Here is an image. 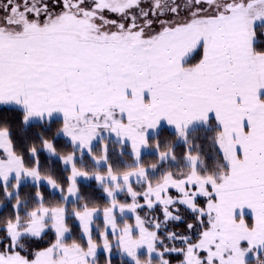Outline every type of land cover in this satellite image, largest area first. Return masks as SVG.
Instances as JSON below:
<instances>
[{"label": "snow or ice", "instance_id": "6c2138e0", "mask_svg": "<svg viewBox=\"0 0 264 264\" xmlns=\"http://www.w3.org/2000/svg\"><path fill=\"white\" fill-rule=\"evenodd\" d=\"M0 195V264H264V0H0Z\"/></svg>", "mask_w": 264, "mask_h": 264}, {"label": "trees", "instance_id": "16d2710c", "mask_svg": "<svg viewBox=\"0 0 264 264\" xmlns=\"http://www.w3.org/2000/svg\"><path fill=\"white\" fill-rule=\"evenodd\" d=\"M198 59H199V53L194 54L193 57H192L191 62L194 63ZM60 124H61V120L54 119L52 121V123H51L52 131H55L57 128H59ZM198 134L203 136V131L200 130ZM161 135L163 137L172 138V130H170L169 128L163 126V129L161 130ZM56 143H57V146H58L59 150L62 153H66L68 151H71V148H70V146H68L67 141L65 142L64 139L61 136H59L57 138ZM182 150H183V145L182 144H178V146L176 148L177 154L179 155L182 152ZM94 151H95V153L97 155H100V146H99V144L95 145ZM115 153H116L115 151H111L108 154L109 155V161L113 164L114 167L123 168L125 162H123V160L121 158L118 157L117 159L119 161L115 160L116 162L112 160V157L114 156ZM146 153H149V152H146ZM204 153H205L206 156L210 157L211 155L214 154V150H211L209 148V145L207 143H205L204 144ZM40 154L43 156V158L40 159L41 160L40 162H42L43 164H48V165H50V163L52 164V160L49 158V155L45 154V152H41ZM124 155L128 156L127 152H125ZM144 159L150 161V160L154 159V157L152 155H150V154H146ZM79 183H80V187L82 189L86 190L89 193V195L93 199H95L101 206H103L107 202L105 200L103 194H102V191L99 189L98 185L96 184V182L94 180H91V182H83V181H81ZM45 194L48 195L47 191L45 192ZM49 198H51V197H49ZM177 207L180 208V212H181V214H183L185 216V219L186 220L189 219L187 213H185L184 208L182 206H179V205ZM161 219H162V217H161ZM69 224H70V226H72L74 228L73 236H76L78 234V227H76L75 222L72 221V220L69 221ZM167 230L176 231L178 233H183L184 230H185V223L184 222H170L167 225ZM179 246L180 245L177 244V247H179ZM98 258H99V264H105V254L103 252L98 253ZM171 258L173 259L174 262H175L176 259H178V257H175V256H173ZM112 264H121V258H120L119 255L113 256Z\"/></svg>", "mask_w": 264, "mask_h": 264}, {"label": "rangeland", "instance_id": "374dc122", "mask_svg": "<svg viewBox=\"0 0 264 264\" xmlns=\"http://www.w3.org/2000/svg\"><path fill=\"white\" fill-rule=\"evenodd\" d=\"M60 120V119H59ZM166 127V126H165ZM168 128V127H167ZM171 130V129H170ZM103 135L105 136V140L104 141H100V142H94L95 143V145L96 144H99V146H100V144L101 143H107V145H108V154L111 152V151H115L116 153L114 154V156L112 157V160L113 161H119L117 158L119 157V158H121L122 160H123V162H126V161H129L130 160V158L128 157V156H126V155H124V156H121L120 155V153H121V144L119 143V142H117V137L115 136V134H111V135H109L107 132H104L103 133ZM63 139H64V141L66 142V138L65 137H63V136H61ZM125 152H127V149H125L124 150ZM145 152H150V150H145ZM45 154H47V155H49L47 152H45ZM41 158H43V156L40 154V156H39V159H41ZM84 160H85V163H86V166L89 168V169H91V167H92V161H91V159H90V157L89 156H87V155H85V157H84ZM41 161V160H40ZM51 161V160H50ZM115 161V162H116ZM41 165L44 167V168H47V167H49L50 165H51V163H50V165H48V164H43L42 162H41ZM81 181H83V182H91V180H88V179H81L79 182H81ZM35 191V189L32 187V181L30 180V179H26L25 181H23V183H22V185H21V188H20V194H21V197L23 198V197H26V196H28L29 194H31V193H33ZM173 194H175L174 192H173ZM0 198H2V195H0ZM120 199L121 200H124L125 199V196H124V194H121V196H120ZM97 223H101L102 224V218L100 219V220H97ZM100 252H103V250L101 249V250H99L98 251V253H100ZM104 253V252H103ZM105 254V253H104ZM116 255H119V253L117 252V251H113V256H116Z\"/></svg>", "mask_w": 264, "mask_h": 264}, {"label": "crops", "instance_id": "0c3cea01", "mask_svg": "<svg viewBox=\"0 0 264 264\" xmlns=\"http://www.w3.org/2000/svg\"><path fill=\"white\" fill-rule=\"evenodd\" d=\"M164 126H166V127H168L169 129H171L170 126L166 125V123L164 124ZM171 130H172V129H171ZM245 211L247 212L248 210H245ZM245 218L247 219L248 217L246 216Z\"/></svg>", "mask_w": 264, "mask_h": 264}]
</instances>
